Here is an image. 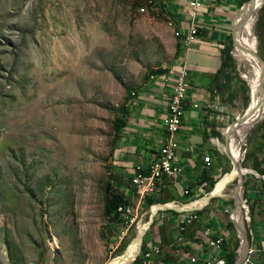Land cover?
<instances>
[{
  "label": "rangeland",
  "instance_id": "1",
  "mask_svg": "<svg viewBox=\"0 0 264 264\" xmlns=\"http://www.w3.org/2000/svg\"><path fill=\"white\" fill-rule=\"evenodd\" d=\"M158 2L0 0V264H111L128 252L140 224L146 231L135 260L142 253L151 216L162 213H153L159 204L140 203L133 191L127 194L131 211L112 225L105 214V183L111 178L120 192L132 188V175L120 167L112 145L119 108L157 77L152 70L176 64L178 0L171 4L174 14ZM263 8L243 23L250 21L252 42L264 59L258 36L264 34ZM236 31L235 41L226 42V69L243 90L218 112L226 122L218 141V180L234 168L229 143V154L223 148L224 130L251 107L253 113L257 100L251 69L241 66ZM263 119L243 141L244 169L249 135ZM239 194L238 178L227 186L228 197H215L222 208L235 210ZM222 214L238 256L237 230L229 213Z\"/></svg>",
  "mask_w": 264,
  "mask_h": 264
},
{
  "label": "crops",
  "instance_id": "2",
  "mask_svg": "<svg viewBox=\"0 0 264 264\" xmlns=\"http://www.w3.org/2000/svg\"><path fill=\"white\" fill-rule=\"evenodd\" d=\"M186 3V0L177 2L178 29L183 32L191 23L186 13ZM239 5L240 0H203V7L197 17V39L186 49L183 39L178 38L182 50L173 69L151 79L128 102L130 115L124 128V136L117 148V159L120 167L133 177L136 165L148 167L151 164L152 155L158 153L165 135L163 118L172 92V80L165 82L164 79L167 76L173 78L178 66H187L191 88L187 93L186 111L178 134L180 145L176 155L181 170L175 178L163 177L156 192L149 195L148 199L153 200L155 205L161 204H152L155 206L154 214L170 205L176 209L186 208L185 204L178 205L170 201L185 202L199 197L198 195L204 196L210 181H218L215 169L220 167L222 159L218 141L226 123L223 121L224 116H219L218 112H224V108L229 105L228 100L233 98L239 89L243 90L242 83L236 76L227 75V69L222 71L223 51L232 30V18L236 15L235 30L244 9L238 12ZM217 75L219 79L215 80ZM227 129L224 130L225 134ZM249 136L245 158L250 171L244 174V189L252 216L253 244L258 247L252 259L257 264H264V250L261 248L264 241V119ZM223 148L229 154L228 145L225 144ZM205 156L211 157L210 165L204 162ZM221 179L213 188L214 191H208L206 196L194 200L197 201L194 207L199 208L197 221L182 227L180 218L183 214L171 208L161 209L162 213L153 217L154 222L146 240L147 251L142 255V264H205L207 260L219 254L209 245L206 236L208 228L212 230L213 235L225 237L226 251L236 250L231 239L232 230L222 214L225 206L222 208L219 205L222 199L213 196L210 203L204 199L209 197L212 191L215 194ZM126 190L128 194L133 193L129 188ZM230 209L234 217L236 209ZM157 248L159 252H156ZM146 253L151 256L147 258ZM193 256L196 261L192 260Z\"/></svg>",
  "mask_w": 264,
  "mask_h": 264
},
{
  "label": "built area",
  "instance_id": "3",
  "mask_svg": "<svg viewBox=\"0 0 264 264\" xmlns=\"http://www.w3.org/2000/svg\"><path fill=\"white\" fill-rule=\"evenodd\" d=\"M186 1H187L186 13L191 19V23L189 24L188 29L184 32V35H185V48L189 49V47L198 37L199 27L197 23V17L199 16L201 8L203 7V0H186ZM173 76H174L173 78H169V76H167L164 79L165 82L172 80V92L169 97L166 114L164 115L163 118L165 135L160 145V149L158 153L152 155V162L148 167H144L138 164L134 168V175L131 180L132 181L131 185L140 203L142 202L146 203L147 197L153 194L154 192H156L158 188V183L163 177L166 176L169 178H175L179 175V172L181 170V167L176 161L177 150L179 149V145H180L178 134L183 124V119L186 111L187 93L191 88V83L189 80V72L186 65L178 66ZM151 79H155V78L151 77ZM135 94L136 93L133 92V95ZM195 106L197 107L198 104H195ZM204 162L210 165L211 157L205 156ZM186 192L189 193L188 190ZM172 202L177 203L178 205L185 204L181 201L180 202L172 201ZM172 209H176V208L172 207ZM198 209L199 208L196 207V208H185L183 210H178L180 213L183 214L181 215L180 218V224L182 227H185L187 224L193 223L198 220L199 218ZM159 210L157 211V213L159 212ZM243 210L245 211L244 224L247 229L248 237L251 241V247L248 252V257L246 258L243 264H257L252 259V256L257 251L258 247L254 246L253 244L254 233L251 230L252 216L247 199L246 202H244ZM119 211H121L124 214L130 212L131 209L130 206L128 207L120 206ZM225 211L229 213L230 220L232 222V217H233L232 210L225 209ZM237 233H238L237 237L241 243V238L238 230ZM206 236L208 238V242L211 248L215 252H218L219 254L215 258L207 260L205 264H229L226 257L223 255V253L225 252V237L213 235V232L210 228L206 230ZM261 248L262 250H264V241H262L261 243ZM156 252H159L158 248L156 249ZM145 255L147 258L151 256L150 253H146ZM192 260L196 261V257L193 256Z\"/></svg>",
  "mask_w": 264,
  "mask_h": 264
},
{
  "label": "bare ground",
  "instance_id": "4",
  "mask_svg": "<svg viewBox=\"0 0 264 264\" xmlns=\"http://www.w3.org/2000/svg\"><path fill=\"white\" fill-rule=\"evenodd\" d=\"M252 1H253V4H251ZM263 5H264V0H251L248 3V5L244 7L243 12L240 16V23H239L240 32L238 36L237 49H238V46L240 45L239 55L241 58V66L247 65L251 69L250 72H247V73L249 74V76L251 77L253 81V87H254L253 89H255V92L257 94V100L254 103V107H253L255 113L249 119L243 120L242 123L240 122L237 126H235L232 132L231 138H229L230 156L234 162V168L232 169L231 173H228L224 178L221 179V182H219L220 184L218 183L219 185L217 184L218 187L217 189H215L216 190L215 194L217 196H224L227 186L236 182L238 178L240 180L241 175L247 173L246 169L248 168L244 169V167L241 166V161L243 158L242 144H243V141L248 131L251 129V127L255 125V123H257L260 120V118L263 117L264 115V104L262 102L263 101L262 91H264L262 87L264 83V80L262 79L263 69L260 63L258 61L256 63V60H255L256 55L254 54V52L256 51V47L254 46V43L252 42V38H253L251 34L252 29L248 28L250 21H245L243 23V21L247 19V17L250 14H253L254 11H256L259 7ZM234 49H235V45H234ZM251 114H252V107L250 108L248 112V115H251ZM236 164H238L241 167V170L237 169ZM215 194H213L212 192L209 197H206L204 199L209 200L210 197L216 196ZM196 203L197 201H194L187 205L185 204L184 206H186V208H190V207L196 206L195 205ZM242 209H243V187H242V184H240V194L238 196V204H237L236 213H235V216L237 218H235L234 216V219L241 226H244L245 218L243 217L241 213ZM145 231H146V225L140 224L137 228V237L132 242L131 247L128 250V252L125 254V256L121 258L119 257L113 260L111 264H130L131 262H133L141 248L142 237L144 236ZM241 253H243V248L241 249Z\"/></svg>",
  "mask_w": 264,
  "mask_h": 264
},
{
  "label": "trees",
  "instance_id": "5",
  "mask_svg": "<svg viewBox=\"0 0 264 264\" xmlns=\"http://www.w3.org/2000/svg\"><path fill=\"white\" fill-rule=\"evenodd\" d=\"M176 0H160V2L158 3H155L157 7H159L160 9L166 11V12H169L171 14H174V8L175 7H171V4L175 3ZM249 0H240V5H239V9L244 5L247 6L248 5V2ZM175 6V5H174ZM243 7V8H244ZM259 21L261 22V26H264V8H263V12L261 13L260 15V18H259ZM263 23V24H262ZM260 26V27H261ZM239 25L236 26L235 28V33L237 32L236 30L238 29ZM177 32H178V38H181L183 39V42L185 43V36H184V32L183 30H180L177 28ZM260 37V39H262V41H264V34H259L258 35ZM232 39V35L229 34L228 37H227V40H231ZM234 41H235V34H234ZM261 41V42H262ZM184 47H185V44H183ZM182 48H181V43L178 42V45H177V56L180 55V52H181ZM262 50L264 52V46H262ZM223 54H224V61H223V68H222V71L224 69H226V64H227V58L230 56V51L229 49L226 48L224 49L223 51ZM234 56L236 57L235 55V51L233 52ZM167 69H156V70H152L151 71V75H160V74H163L164 72H166ZM150 75V76H151ZM219 79V76L217 75L216 79L215 80H218ZM128 93H129V90H128ZM263 96H264V91H263ZM128 101L124 102L122 104V106L119 108V115L116 116L115 118V123H114V137H113V140H112V145H113V149H114V145H115V148H118V144L120 143L122 137H123V133H124V128L127 126V119H128V116L130 115V107L128 105ZM232 171V167L231 169L228 171V172H231ZM132 177L130 179V183L132 182ZM219 181V180H218ZM217 180L216 181H210V184L209 186L207 187V191L211 192V190H213V188L215 187V184L218 182ZM115 183L114 181L109 178L106 183H105V192H106V195H105V214L107 216V219L109 220V222L114 225L115 223L117 222H121V220L123 219L122 215L123 213L121 211H119V207L120 206H124V207H128V206H131L132 204V201L128 199L127 197V190L124 191V192H120L118 189H116L115 187ZM130 190H134L133 187H129ZM203 194L199 197H196V198H193V199H188L186 200L185 202H190V201H193L197 198H200L202 197ZM149 197V196H148ZM146 199V204H154L153 203V200L151 199ZM154 222V221H153ZM152 222V224H153ZM151 224V225H152ZM232 226H233V223L231 222L230 223ZM151 228V226H150ZM147 251V247H146V242L144 240L143 244H142V253L136 258L135 260V263L134 264H142L141 260H142V255ZM223 255L226 257L227 261L229 264H235L236 263V260H237V253H236V250H232V251H229V253H223Z\"/></svg>",
  "mask_w": 264,
  "mask_h": 264
},
{
  "label": "water",
  "instance_id": "6",
  "mask_svg": "<svg viewBox=\"0 0 264 264\" xmlns=\"http://www.w3.org/2000/svg\"><path fill=\"white\" fill-rule=\"evenodd\" d=\"M250 1H251V0H249L248 2H250ZM244 5H245V4H244ZM244 5L240 8V11H241L242 8L244 7ZM240 11H239V12H240ZM235 17H236V15L232 18V30H231V31H232V38H233V39H234V34H235V31H234V21H235ZM234 44H235V42H234ZM254 54L256 55V57L259 58V60L263 63V66H264V59L258 54V51H255ZM262 79L264 80V69H263V71H262ZM262 87H263V89H264V83H263ZM262 100H263L262 102H263V104H264V96H263V99H262ZM254 113H255V111H254L251 115H248V113H244V114L242 115V119L237 118L236 121H234L233 123L230 124V126H229L228 129H227V133H226V144H227V145H228V140H229V138L231 137L232 132H233V130H234L236 124H237L238 122H240L241 120H247V119H249ZM263 116H264V115H263ZM258 122H259V121H258ZM236 167H237V169L241 170V167H240L238 164H236ZM243 182H244V174L241 175V178H240V180H239V183L242 184V187H244ZM215 185H216V184H215ZM243 193H244V194H243V196H244V195H245V189H243ZM210 199H211V197L209 198L208 202L210 201ZM193 201H194V200H193ZM190 202H192V201H190ZM190 202L185 203V204H189ZM244 202H246V199L243 198V207H244ZM165 208H172V207H165ZM165 208H161V209H165ZM193 208H196V207H193ZM161 209H160V210H161ZM183 209H185V208H181V209H177V210H183ZM241 213H242V215H243V217H244L245 211H244L243 209L241 210ZM151 217H152V218H151V223H152V221H153V217H154V216H151ZM232 222L234 223L236 229L238 230L239 235H240V238H241L240 249L238 250V252H239V254H238V259H237V261H236L235 264H243L244 261L246 260V258L248 257V252H249V249H250V247H251V241H250V239H249V237H248V233H247V229H246L245 224H244V226H241L238 222H236V221L233 219V217H232ZM151 223H150V224H151ZM242 248H243V253H241V249H242Z\"/></svg>",
  "mask_w": 264,
  "mask_h": 264
}]
</instances>
